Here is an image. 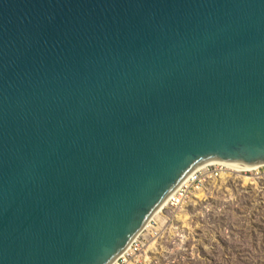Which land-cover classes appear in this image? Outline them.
Here are the masks:
<instances>
[{"label": "water", "instance_id": "obj_1", "mask_svg": "<svg viewBox=\"0 0 264 264\" xmlns=\"http://www.w3.org/2000/svg\"><path fill=\"white\" fill-rule=\"evenodd\" d=\"M209 163L264 165V0H0V264H112Z\"/></svg>", "mask_w": 264, "mask_h": 264}, {"label": "rangeland", "instance_id": "obj_2", "mask_svg": "<svg viewBox=\"0 0 264 264\" xmlns=\"http://www.w3.org/2000/svg\"><path fill=\"white\" fill-rule=\"evenodd\" d=\"M168 205L144 231L143 252L119 264H264V169Z\"/></svg>", "mask_w": 264, "mask_h": 264}, {"label": "built area", "instance_id": "obj_3", "mask_svg": "<svg viewBox=\"0 0 264 264\" xmlns=\"http://www.w3.org/2000/svg\"><path fill=\"white\" fill-rule=\"evenodd\" d=\"M222 165H208L204 169H200L193 173L187 180L182 184L176 192L170 197L169 205L167 209H181L187 206L193 197L201 192L205 186L209 183H214L215 181H228L234 178L246 177L249 174H257V172L263 168L250 171H235L236 168L231 169L232 167ZM150 238V234L146 235V232L142 233V236L134 241L129 250L117 260L116 264H119L121 261H127L133 259L134 257L141 254L145 248L146 240Z\"/></svg>", "mask_w": 264, "mask_h": 264}, {"label": "bare ground", "instance_id": "obj_4", "mask_svg": "<svg viewBox=\"0 0 264 264\" xmlns=\"http://www.w3.org/2000/svg\"><path fill=\"white\" fill-rule=\"evenodd\" d=\"M222 165V164H220V163H209V164H206V165H204V166H201V168L200 169H204L206 166H208V165ZM223 166H226V165H223ZM264 167V165H257V166H255V167H252V168H250V169H239V170H242V171H250V170H257V169H259V168H263ZM228 168H229V166H228ZM199 169V170H200ZM231 169H233V168H231ZM235 171H238V168H236L235 169ZM186 182V181H185ZM184 184V183H183ZM176 192V191H175ZM172 197V196H171ZM169 204V200H167V201H165L164 203H163V205L159 208V210L155 213V215L152 217V219H151V221L146 225V227H145V229H144V231H146V229L148 228V226L150 225V223L158 216V215H160V213L162 212V210L167 206ZM143 231V232H144ZM142 232V233H143ZM142 233L138 236V237H136L135 238V240L134 241H136V240H138L139 238H140V236L142 235ZM130 248V247H129ZM129 248L120 256V257H122L128 250H129ZM117 263V260H115L112 264H116Z\"/></svg>", "mask_w": 264, "mask_h": 264}]
</instances>
